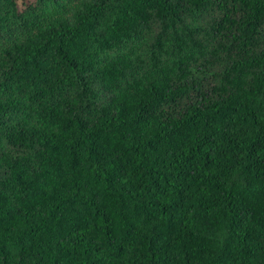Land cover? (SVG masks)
<instances>
[{
  "label": "trees",
  "instance_id": "obj_1",
  "mask_svg": "<svg viewBox=\"0 0 264 264\" xmlns=\"http://www.w3.org/2000/svg\"><path fill=\"white\" fill-rule=\"evenodd\" d=\"M0 264H264V0H0Z\"/></svg>",
  "mask_w": 264,
  "mask_h": 264
}]
</instances>
